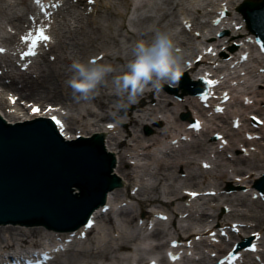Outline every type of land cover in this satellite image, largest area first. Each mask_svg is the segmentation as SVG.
Returning a JSON list of instances; mask_svg holds the SVG:
<instances>
[{
  "label": "rangeland",
  "instance_id": "374dc122",
  "mask_svg": "<svg viewBox=\"0 0 264 264\" xmlns=\"http://www.w3.org/2000/svg\"><path fill=\"white\" fill-rule=\"evenodd\" d=\"M192 0H129L128 5L125 4L124 0H102L99 2L98 6L92 9L91 7H88L86 9L87 0L83 2V5L80 3L73 2L72 0H69L68 3L63 7L62 11H60L62 14L58 16L57 23L55 26L56 31V39L53 46V49L44 54L37 62L38 68L46 67L47 61L53 62L54 66L59 68H64L66 65H71V63L66 65H62L64 61V57L68 56V53L66 50L70 51L68 48H79L82 49L83 43H87L90 39H97V44L103 45L101 48L105 50L104 55L107 56L104 57L102 60H99L97 63L102 64H110L114 71L112 72V75H110L111 81L104 80L103 84L105 89L102 90H96L97 96L101 95V93H107L111 94L115 92L114 87V79L117 76H120L123 71V65L119 62V57H122L124 60H128L130 57L128 53L131 54V48L134 45V43L137 40L144 39L149 40L152 36V29L155 28H166V29H172L176 33V40L177 44L178 42L188 44L190 43V37L191 34L185 33L182 30V25L179 23V18L177 15V12L180 13L183 8H189L190 2ZM209 1V0H201L200 4ZM207 2L205 3V5ZM21 5V0H4L0 1V40L5 41L6 39L10 38H16V35L14 34L15 29L12 27L8 16L11 15H21L19 12V7ZM207 7V5L205 6ZM106 9H110L112 12L111 14L107 13ZM211 9V7L207 10ZM205 10H203V13L201 14V17H198L195 13L188 12L189 15H191V18H198L196 20L197 23H204L208 19L206 15H204ZM167 17V18H166ZM166 18V19H165ZM194 22V23H196ZM198 24L196 26H198ZM195 26V28H196ZM99 28H101V31L99 32ZM143 31L146 33V36L143 38L139 33ZM99 38V39H98ZM192 43V42H191ZM183 49V48H182ZM91 51V50H90ZM100 51V49H99ZM99 51L95 52H89L85 56H82V54L78 53L74 58V61H80L85 64L88 63L90 58H94ZM183 51V50H182ZM181 51V52H182ZM54 54L51 55L50 54ZM50 56V57H49ZM58 59H57V58ZM118 57V59H117ZM111 58V59H109ZM4 58L0 57V61L2 62ZM55 59V60H54ZM76 59V60H75ZM72 60V62H74ZM18 69V68H17ZM2 70H0L1 72ZM4 78V76H3ZM247 79L249 80V83L245 86L240 87V89L235 93V95L238 97V102L234 107L230 110L233 111V109L236 112H240V114L243 113V109L240 107V102L242 98L240 95L242 93L250 94L252 90L247 91V88L252 86L254 82L257 81L258 78H255L253 74H250ZM4 80L0 81V90L2 83H4ZM258 85H261L258 89V94H252L249 95L251 98H254L253 100H260L264 101V80H258ZM177 86V83L174 86H168L165 85L163 90L160 92H155L151 89H146L145 94L140 96L138 99H147L148 95H151L148 101L152 100V102H149V105L146 104L143 106L145 111H137L135 104H131L127 106L128 113L127 114H119L118 118L114 121L115 128H118L117 134L122 133L124 134V142L125 146L134 147L141 154L140 157L134 159H130L134 156V152L131 151L132 157L128 158V164H126L125 168L128 171L134 172V182L141 185H144V189L146 192H152L153 194H157L154 190H150L152 184H157V190L161 194H157L162 201H167L168 196L163 195V190L165 187L164 180H161L163 177L160 175V179L156 181V172L158 170V166L154 160L155 156L158 158H166V155H169L171 157L172 155L179 157H189V158H196L195 164L191 166V171L196 173L198 176L200 174V162L201 158L197 157V154H191V149H186V145L180 144V143H174L175 146L178 147L181 146V148H178V152L176 153H170L169 146L171 143V138L176 136L177 131H180L181 128L178 124H174V119L178 118L180 119L181 113H179L177 116L173 114H159L160 118L162 120H156L155 122L147 121V117L149 114L152 113V111L157 109V103L161 100V98H167L168 96L172 98L173 103L169 108H179L181 104L185 103L188 105L189 109L193 113L192 105L189 102H180L176 99V97L170 92V89H175ZM255 89V88H253ZM148 92V93H147ZM8 92H5L4 97L5 100L7 98ZM12 94V93H11ZM181 95V92L178 93ZM164 96V97H162ZM164 100V99H163ZM28 100L23 101L26 103ZM37 102L41 105H45L48 103L47 100L36 98ZM22 102V103H23ZM23 103V104H24ZM115 103V102H114ZM110 104L111 107L107 108L106 111L110 113H114L113 111L116 110L115 104ZM122 103H126V99L122 100ZM81 111L83 109L87 110L90 109L94 112H97L98 114L101 113V111L95 107L89 100H84L80 102ZM239 105V106H238ZM259 107V106H258ZM260 107L264 109V104H262ZM22 107L18 104L15 107V110L21 109ZM113 110H112V109ZM26 110V109H25ZM74 110V109H73ZM69 115H74L75 117H78L76 112H72L67 110ZM155 112V111H154ZM249 113V112H247ZM129 118H134L137 122V124L128 125L127 123H123L124 120H127ZM80 119V118H79ZM85 121L89 122V125H92L95 123L96 120H93L92 116H86L84 118L83 123ZM173 123L172 126L174 127L173 130L176 131H168L165 133V135H157V132L154 130L155 128L157 130H162L163 128L170 126ZM214 123H209L207 125V129L211 131V129L228 127L226 130L230 128L231 119L230 117L225 116L224 119H218L215 120ZM105 121H100L94 124L95 126H91L92 129H96L98 127H104L106 124ZM154 125V127H152ZM77 126V125H76ZM135 127V128H133ZM90 128V127H89ZM134 129L137 130V136L141 137L139 138V142H132V134ZM264 130V128L262 129ZM82 129L80 128L78 132H81ZM128 131V133H127ZM130 137H127V134ZM230 133V132H229ZM82 134V133H78ZM110 137V134H108ZM107 136V137H108ZM243 136V133L241 132L238 137ZM143 138V139H142ZM205 135H199L196 139L193 141H204ZM180 137L178 136L179 140ZM213 141H209V146H212ZM260 147H264V142L262 140L259 141ZM137 145L139 146H145L147 150L142 151L143 149L136 148ZM208 146V148H209ZM259 147V146H258ZM134 149V148H133ZM256 151V154L259 155L260 158H263L261 154V149H257L256 146H251V148H248L251 152ZM241 150H238V153H236L237 156L244 155L245 153H240ZM195 152V150H194ZM210 152V151H209ZM255 153V152H254ZM229 156L237 157L233 153H228ZM137 155V153H136ZM234 155V156H233ZM213 157V154L206 155V157ZM168 159V158H167ZM228 158V155H224L222 158L218 159V164H214L213 168L211 170H205L207 175L206 183L203 184L204 179L203 178H197L196 183L199 184V186L203 189H205L207 186H214L217 185V176L220 174V170L222 173H227L229 182L228 185L232 184L234 185L236 180L238 179L235 177L231 171L233 167H229V162L226 161ZM234 159V158H231ZM230 160V159H229ZM264 161V160H263ZM264 162H261L260 165H263ZM185 169H182V171L176 172V177H180L179 179L183 180L185 179L186 173ZM188 171V170H187ZM168 172H166L167 174ZM162 174H165L163 171ZM216 175V178L215 176ZM167 179V178H166ZM166 185L173 186L175 185L177 189L179 188H191L188 187L189 185H183L182 183L178 184L174 182L173 180H168ZM139 187V186H138ZM227 187V186H226ZM222 189L219 193L216 194V196H212L211 198L205 199V200H199L196 202H192L191 206L193 207L190 212L184 213V214H178V220L176 222V225H190L197 227L200 229L201 226L209 224L212 219L209 218L208 222L203 223L202 218V210L204 209H210L208 212L211 213H218L220 216H223L227 213V210L224 211V208L226 205L227 199H235L238 198L240 195L249 201H247V205H238L233 206L234 210L244 218V220H248L250 224H255L253 222L252 218L250 216H253L255 214L258 215H264L263 206L259 207V203L256 202V200L251 199L252 192L247 189L246 184H244L241 188L242 189H235V191H227V189ZM181 188V189H182ZM236 188V187H234ZM195 189V188H194ZM225 190V191H224ZM172 197V196H171ZM209 197V196H208ZM229 204V203H228ZM183 205V203H182ZM222 205V206H221ZM123 206V203L117 204V208H120ZM218 207V210L215 211L214 207ZM124 207V206H123ZM138 204L137 201H130L125 206V208H128V211L132 209H137ZM177 207V203H174L172 208L175 210ZM147 215L150 216L152 213L159 211L158 205H149L146 208ZM227 209V207H226ZM130 213V212H129ZM135 212L129 215H121L119 211H108L104 218L100 220L99 226L96 227V230L90 235V239L87 240L84 243H81L79 246L75 247L73 251L66 253L63 257L58 259V262L56 264H100L101 262H104V264H131L130 256L132 254L136 255L139 258L143 255V253H146V251L153 250L158 246H167L168 245V236L174 233L172 223L164 222L162 224H159L155 226V223L153 222L152 227L150 229H147V227L144 226V223H141L137 220L131 221V219L135 216ZM111 219L112 225L114 224L115 228L118 229V231H124L127 232L128 235L131 236V239L129 241V245L131 248L130 254H121L117 251V244H119V234L116 231H113L111 229V223L108 222V219ZM157 217L155 216V219ZM205 219V218H204ZM204 224V225H203ZM154 225V226H153ZM155 228L164 230L165 233L161 237H154L152 236ZM43 234L37 237H32L26 240V242H23L22 240L17 239L14 241H9L7 239V236L2 237L0 241V253L3 252L2 249L5 246L13 247L14 249H19L30 247L33 244H44L47 241L43 239ZM25 239V238H24ZM100 241H103V243H98ZM2 244V245H1ZM199 247H203L201 244L198 245ZM198 247V248H199ZM106 249L107 257L106 258H100L96 255H93V253ZM83 251L85 253L80 254V252ZM12 253V252H11ZM197 257H201V253L197 252ZM207 255V254H205ZM139 260V259H138ZM141 261V260H140ZM139 264V262H137ZM194 264V263H193ZM199 264V263H198Z\"/></svg>",
  "mask_w": 264,
  "mask_h": 264
},
{
  "label": "bare ground",
  "instance_id": "6f19581e",
  "mask_svg": "<svg viewBox=\"0 0 264 264\" xmlns=\"http://www.w3.org/2000/svg\"><path fill=\"white\" fill-rule=\"evenodd\" d=\"M0 1H4V0H0ZM125 4L128 5L129 0H124ZM241 0H237L233 6L236 7V5L240 4ZM245 1H251V0H245ZM80 2L82 3V0H80ZM21 5H23L26 9H30L31 4L29 2V0H21ZM107 13L111 14L112 12L110 11V9H106ZM223 10H226L224 5H216L215 7V11L213 12L216 13L217 11H219V13ZM197 14H200L201 11L200 10H196ZM219 13L217 12V16H219ZM112 15V14H111ZM216 16V17H217ZM215 17V18H216ZM9 21L12 25L17 26V27H21L24 23H25V18L24 15L23 16H19V15H9L8 16ZM167 18V17H166ZM165 18V19H166ZM225 18H227V22L234 24L232 26L231 30H228L227 28H220V27H213L214 32H222L224 33V37L221 39L222 42H224L221 45L216 46L218 49H220L222 46H225V52H222V55L219 56V58L222 60L223 58L225 59H229L230 63H227V70L230 69V65L233 62H238L237 67H242L243 65H239L240 61H239V57L237 56V52L239 49H237L238 47H234V43H240L241 41H246L248 40V38L250 39H254V34L249 31V29L247 28V26L245 25L244 22V17L242 15V13L238 12L237 17H232L231 13L226 12V16ZM185 24L189 25L188 21H185ZM243 25L241 30L236 31L235 30V26L236 25ZM101 31V28H99V32ZM197 31V29H196ZM139 35H141L143 38L146 36V33L141 31L139 33ZM216 33H212L210 36H208L207 39V46H206V50L208 49L209 46H215V44H217V42H219V40L216 39ZM193 36H191L192 38ZM12 38L5 40L4 42H12ZM99 39V38H98ZM194 40V38H192V41ZM220 40V41H221ZM98 40L97 39H90L87 43H83V47L82 49L79 48H68L70 49V51L66 50V52L68 53V56L64 59V63L62 65H66V63H73L72 62V57L76 56L78 53L82 54V56H85L86 54H88L89 52H95V51H99L100 54H104L105 50L103 48H101L103 45L97 44ZM250 44V43H249ZM101 46V47H100ZM178 47H180L179 45H177ZM248 46V44H247ZM182 47V46H181ZM252 48V47H251ZM249 47V50H251L250 52V59L248 60L247 64H251V73H255L256 78H262V75L258 74V68L262 67L260 64V61L257 60V65L255 67V62L254 61V54H253V50ZM91 50V51H90ZM205 50V51H206ZM54 52V51H53ZM99 53L97 55H99ZM184 53L186 55L189 54L190 57H192V61L200 54H203V58H207L206 54H204V52L200 51L197 47L196 44H193L192 46H188ZM96 55V57H97ZM129 55V59L128 60H124L122 57H117V59L120 61L119 63L123 65V69H124V65L131 59V54L128 53ZM260 59V57H258ZM58 59V58H57ZM111 59V58H109ZM76 60V59H75ZM185 60H190V58H187V56L185 57ZM74 61V58H73ZM245 64V65H247ZM205 65H207V59H203V61L197 65H195L193 68H185L184 70L186 72H189V76H196L199 74H203L204 70H198V71H194L196 70L198 67L202 68ZM244 65V70H246V66ZM90 66V65H89ZM0 70H4V67L1 66L0 64ZM256 71V72H255ZM36 74L35 76H33L31 74V76L26 74H23L21 72H19V76L17 77L16 75L10 74L8 71H6L4 73L5 78L0 76V81L4 80V79H8L9 82L8 83H2V88L3 90L0 91V114L9 122H19V121H26V120H32L34 118H36L35 116H30L28 114V112L21 116L17 111L16 112H11L9 108H11L10 104H9V100L4 97L5 92H11L12 97L18 96L19 97V102L20 100H28L27 102H35L36 98L38 97L39 99H44L48 101V105H52V106H62L63 109L65 110H69L72 112H76L78 117H75L74 115H67L65 117V121H66V129H64V134H65V138H67V136L70 134V137H75L76 134L78 133V129H82V131L80 133L84 134L85 136H92L94 134H104L105 135V145H106V149L113 153L117 159V166L115 168V172L117 173V175H119L122 180L124 181V186L123 189H117L114 190L112 192H109L106 203L104 206L106 205H113V207L115 206V204H118L119 202H128L130 200H136L137 204H138V208L137 209H132L130 211H128V209L125 208H121L120 209V214L121 215H129L130 213L132 214L133 212L136 213V215L131 219V221H135L137 219H143V220H147V212H146V207L149 205H158V208L161 212V214L165 213L167 215H169V223H173V225L175 224L176 220H178V214H184L186 212H189V209L186 208L185 205L189 204V201L191 200V196L186 195L184 190H189V188H179L177 189L175 185L170 186V185H166V183L168 182V180H173L174 182L180 184L182 183L183 185L188 184V187L191 188H195V190H189V191H196V192H206V191H215L216 189H224V186H228V182H229V178H228V174L227 173H222L220 170V174L217 176L216 175L215 178L217 179L218 184L214 185V186H207L205 189L201 188L199 186L198 183H196L197 178H203V184L206 183L207 180V175H206V171L203 170L202 167H200V174L199 176L194 173L193 171H191V166H193V164H195V158H189V157H183V156H179L177 157L172 155L171 157H169V155H166V158H158L155 156L154 160L158 166V170L155 174L156 176V181L158 179H160V175H162L163 177L161 178V180H164L165 182V187L163 190V195L164 196H168V200L167 201H162V199L157 195L158 193L161 194L160 192H158L156 185L157 184H152L150 190H154L157 194H153L152 192H146L144 189V185L141 184H137L134 182L135 176H134V172L133 171H128L126 170L125 166L126 164H128L127 159L132 157L131 151H133L135 154L132 158L130 159H134L138 158L141 156V154L139 152H137V150L135 149V146L133 147H129L128 145L125 146V142L124 140V134L122 133L123 131H121V133L115 135L114 132L118 131V128L115 129H109L107 128L108 124H113L114 121L118 118L119 114H127L128 113V107L126 111H118V109L116 108L115 111H113L114 113H110L108 111H106L107 108H110L111 105L110 104H114L117 105L118 104H124L122 103V100H125L126 98L124 96H117L116 93H111V94H107V93H101V95L97 96L96 91L92 94V98L89 99V101L95 106L97 107L101 113H97L94 112L90 109H83L81 111V105L80 102L84 101L83 99H77L74 98L76 96H78V94H74L73 90L68 86L67 81L72 77L73 75V71L70 67V65H66L64 68H57L54 66L53 62L47 61L46 63V67H40L36 69ZM249 74V73H248ZM110 75H112V73H110L105 80L106 81H111ZM245 78L246 76H238L236 79L239 83L243 81V83L245 82ZM244 85V84H242ZM240 86V85H239ZM106 87H104V84L102 82V84L97 88V90H102L105 89ZM255 88V89H253ZM260 88V85H258L257 81L253 83L252 86H250L249 88H247V91L252 90L250 92V94H242L241 97L244 96H249L252 94H258V89ZM103 91V90H102ZM148 93V92H147ZM145 94V93H144ZM8 95V94H6ZM151 95H148V97H146L147 99H137V103H135V107L137 109V111H145L146 109L143 108L144 105L148 104L149 102H152V100L148 101ZM164 97V96H162ZM140 98V97H138ZM164 99V100H163ZM161 98V100L157 103V109L153 110L151 114H149V116L147 117V121L150 122H155L156 120H162L159 116V114H173L175 116H177L180 112L184 113V112H189L190 110L188 109L186 104H181L179 105V108H169L171 106L172 102V98L168 96L167 98ZM186 101H198V97H194V96H186L185 97ZM233 101H237L236 99ZM264 103V101H260V100H256L254 102L253 106H247L245 101H241V108L243 110H245L244 112H247L248 110H252L251 113H257L261 116H264V109L262 107H260V105ZM198 104V103H197ZM199 105V104H198ZM258 108H256V106H258ZM200 106V105H199ZM202 106V105H201ZM198 108V107H197ZM255 108V109H254ZM74 109V110H73ZM112 109V108H111ZM113 110V109H112ZM155 111V112H154ZM212 111V110H211ZM127 112V113H126ZM205 112H209L207 110L204 109H199L198 112H196V115L194 114L193 116H190V119L194 120L195 118H200L202 116H204ZM41 114V113H40ZM86 116H92L93 120H96L95 123H93L92 125H89V122L85 121V123H83L84 118ZM236 117H240L242 120L243 125L247 123V119L245 118V114H239V113H235L233 115V118ZM80 118V119H79ZM217 118L223 119V116H218ZM106 120V126L104 127H99L97 129H92L91 126H95L94 124H96L97 122H102ZM174 124H178L181 128L184 129V127L188 126L190 124V122L188 120H180L178 118L174 119ZM123 123H127L128 125H135L137 124L136 120L134 118H129L127 120H124ZM169 124H171L170 126H167L165 128H163L162 130H157L156 128L154 129L157 132V135H165V133H167L168 131L173 130V123H170V121H168ZM77 125V126H76ZM232 126V124H231ZM252 126L251 124H248V129H250V127ZM90 127V128H89ZM154 127V125L152 126ZM135 128V127H133ZM225 129V128H224ZM176 131V130H173ZM217 133L219 134H224L226 133V136L224 138H228L229 140H231L232 146L228 149L230 150V153H233L236 155V153H238V150H240V146L241 147H246L249 148L250 146H256L257 149H261V154L263 156V158H260L259 155H256L255 153H250L251 155L248 156H242L239 155L237 157H234L233 160H228L226 159L227 164H229V167H233L232 169V174L235 177H239L242 178V180L237 181L234 185L230 184L234 189H242L240 187H242L244 184H246V186L248 188H251V190L253 191L252 193L256 194L258 191L252 186L255 183L256 177L260 170L264 171V164L260 165L261 162H264V147H260L259 141L256 139H251L248 140L245 137H240L238 140V143L235 144V140L234 137H237L239 135L240 130L236 131V130H232L230 128V131L232 132V135L229 134L228 132L222 131L221 129L217 128ZM249 131V130H247ZM128 133V131H127ZM108 134H110V137L108 136ZM137 134V130L134 129L133 131V136H132V142H139V136L135 135ZM257 134H261L262 135V141L264 142V131H260L257 132ZM108 136V137H107ZM127 137H130V132L129 135L127 134ZM205 141L201 142V141H196L193 143H183L182 141H180L181 144H186V149H191L192 153L191 154H197V157H200L201 163L204 161H207L205 158V155L207 154V138L210 137V132L206 131L205 132ZM143 139V138H142ZM173 139H177V136H175ZM259 146V147H258ZM141 146L137 145L136 148H140ZM134 148V149H133ZM144 150H147V148L145 146L141 147ZM217 148V149H216ZM215 149V152L213 150V152L215 153V155H218V158H222L224 155H226L229 152H225L227 150L224 151H219L218 148L219 146L217 145ZM170 151V153H176L178 152L177 150H175L174 147H169L168 148ZM195 150V152H194ZM227 150V151H228ZM137 153V155H136ZM241 153V152H240ZM168 158V159H167ZM216 164V163H215ZM182 169H185L186 171H184L186 173L185 175V179L181 180L179 179L180 177H176V172L182 171ZM188 170V171H187ZM165 172V174H162V172ZM166 172H168L166 174ZM258 173V174H257ZM257 174V175H256ZM167 178V179H166ZM139 186V189L136 192V195H133V192L136 190V187ZM252 194V195H253ZM172 196V197H171ZM207 197H202V198H198V200H204ZM247 199H244L242 196H239L238 198L235 199H227L226 200V205L231 207L232 206H238V205H247ZM113 202V204H111ZM259 202V201H258ZM257 202V203H258ZM174 203H177V207L175 208V210L172 208V206L174 205ZM185 204V205H182ZM229 203V204H228ZM259 207H262L264 205V203H260L259 202ZM104 206H101L100 208H98L96 210V212H99L102 210V208ZM219 207V206H218ZM218 207H214L215 211L218 210ZM264 207V206H263ZM208 210L205 209V211L202 212V218H206V220H208L209 218H212V222L208 225L205 226V228L201 229V230H197L196 228H188L187 231L185 232V235H181L178 228H176L174 226L175 229V237L171 240V241H179L182 242L184 246L187 247V243L189 240H194L196 237H200L203 239V243L206 245H209V247L211 246L212 249L209 251L210 253L212 252H216V250H218L220 253H226L228 250L231 249V247L233 246L234 243H236L237 241L241 240L243 237L249 236L251 235L252 232H258V235L261 236V238L258 241V244L261 245L264 243V215H258L255 214L252 216V220L253 222H255V224L250 225V227H248V225H246L245 228L241 229V233L240 234H231L229 235V238L231 241H227L225 238H220L221 240V244L219 246L214 245L212 242H210V237L209 234L213 231H218L220 232L221 230L226 229L227 227L232 228V224L233 222L235 223H242L243 218H241V216L236 212V210L231 209V211H229V213L226 216H220L218 214H209L207 212ZM130 212V213H129ZM264 213V208L263 211ZM158 213V212H157ZM96 214V213H95ZM153 216L155 214H152ZM207 216V217H206ZM101 218H104V215H101ZM240 218V219H239ZM232 221V222H230ZM108 222L111 223V229L113 231L118 232L119 237L118 240L120 241L119 244H117V251L118 252H122V253H130L131 248L129 245V241L131 239V236L128 235L127 232L124 231H118V229H116L111 222V219H108ZM158 224H161L162 222L157 221ZM148 225V223H147ZM84 226H82L79 230H77L75 232V236H78L81 233V229ZM208 227H210V229H208ZM240 227V226H238ZM253 228L254 230H249ZM45 228L44 227H30L27 229H24L22 231L7 235V239L9 241H14L20 238V240H25L24 238H31V237H37L40 236L42 233H44ZM95 231L94 228H92V231H90V234H88V238L90 239V235H92V233ZM67 234L66 236H69L70 233L72 232H66ZM164 230H160V229H155L152 236L154 237H161L164 234ZM88 239V240H89ZM2 239L0 238V241ZM227 241V242H226ZM102 242V241H100ZM192 243V242H191ZM2 245V244H1ZM9 246V245H8ZM1 247V246H0ZM165 246H158L155 249L151 250V252L153 251H161V249H163ZM85 252H80V254H83ZM93 255H96L98 257H102L103 259L107 257V253H106V249L104 250H99L95 253L92 252ZM248 256L252 255V254H247ZM167 259V258H166ZM261 261L264 262V253L261 254ZM210 257H208L207 255L205 256V254L202 256V259L199 262V264H210ZM162 261H165L162 260ZM147 264V263H146ZM168 264H172V263H168ZM190 264V263H188ZM255 264V263H254Z\"/></svg>",
  "mask_w": 264,
  "mask_h": 264
},
{
  "label": "water",
  "instance_id": "95a60500",
  "mask_svg": "<svg viewBox=\"0 0 264 264\" xmlns=\"http://www.w3.org/2000/svg\"><path fill=\"white\" fill-rule=\"evenodd\" d=\"M261 6H256L257 11ZM58 140L46 120L11 132L0 127V212L81 217L85 223L90 203L100 199L103 204L106 192L122 185L110 176L114 158L104 155L103 136H96L91 145L71 147L61 146ZM73 186L81 190L77 198L71 195ZM22 230L8 225L0 228V238Z\"/></svg>",
  "mask_w": 264,
  "mask_h": 264
},
{
  "label": "clouds",
  "instance_id": "9594fccd",
  "mask_svg": "<svg viewBox=\"0 0 264 264\" xmlns=\"http://www.w3.org/2000/svg\"><path fill=\"white\" fill-rule=\"evenodd\" d=\"M149 40H137L131 48V59L124 65L120 76L113 83L117 96L126 98L125 104H118V111H126L127 106L137 103L146 89L155 92L165 85L174 86L180 79L186 63L185 56L178 49L176 33L172 29H152ZM73 75L68 86L78 96L89 100L105 78L114 71L110 64H85L74 61L70 65Z\"/></svg>",
  "mask_w": 264,
  "mask_h": 264
},
{
  "label": "snow or ice",
  "instance_id": "6c2138e0",
  "mask_svg": "<svg viewBox=\"0 0 264 264\" xmlns=\"http://www.w3.org/2000/svg\"><path fill=\"white\" fill-rule=\"evenodd\" d=\"M90 2H91V0H90ZM36 3L39 4L40 0H36ZM25 39H27V38H25ZM49 39H50V37L45 35L44 30L40 29L39 30V35L35 39L31 40V47L28 49L27 55L35 56L36 55L35 48H36L37 42L39 40L48 41ZM262 48H264V46H262ZM3 51H4V49H0V52H3ZM208 83L209 84H213L215 82L214 81H208ZM217 110L218 111H222V109H217ZM32 111L34 113H38L40 111V109H38V108L33 106ZM49 111H52V109L50 108ZM51 119L56 124V126L60 128L61 132H63V124L61 123V121L59 119H57L55 116L51 117ZM109 127H111V125ZM195 127L198 129L199 128V124L195 125ZM207 166L208 165H205V167H207ZM192 195H195V193H193ZM162 218L166 219V217H162ZM88 226L91 227V223H89ZM252 250H255V246H253ZM173 258L175 259L176 257H173ZM221 264H223V262H221Z\"/></svg>",
  "mask_w": 264,
  "mask_h": 264
}]
</instances>
